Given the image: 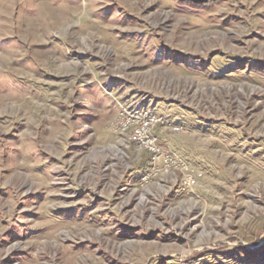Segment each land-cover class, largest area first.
Wrapping results in <instances>:
<instances>
[{
  "label": "rangeland",
  "instance_id": "1",
  "mask_svg": "<svg viewBox=\"0 0 264 264\" xmlns=\"http://www.w3.org/2000/svg\"><path fill=\"white\" fill-rule=\"evenodd\" d=\"M0 264H264V0H0Z\"/></svg>",
  "mask_w": 264,
  "mask_h": 264
},
{
  "label": "built area",
  "instance_id": "2",
  "mask_svg": "<svg viewBox=\"0 0 264 264\" xmlns=\"http://www.w3.org/2000/svg\"><path fill=\"white\" fill-rule=\"evenodd\" d=\"M120 113L117 129L122 133H127L130 143H133L141 151L147 152L150 158L149 177H155L159 174L180 173V185L183 189L195 186L197 181L202 177L201 173L190 168V164L182 158L165 151L159 146L158 138L154 132L155 127L161 126L168 128L173 132H182L183 128L179 126L168 125L161 117L150 113L147 109L132 106ZM167 124V125H166Z\"/></svg>",
  "mask_w": 264,
  "mask_h": 264
}]
</instances>
